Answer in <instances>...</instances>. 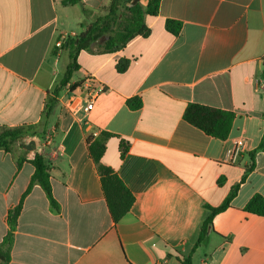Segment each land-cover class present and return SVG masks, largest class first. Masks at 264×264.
I'll list each match as a JSON object with an SVG mask.
<instances>
[{
  "label": "crops",
  "instance_id": "obj_1",
  "mask_svg": "<svg viewBox=\"0 0 264 264\" xmlns=\"http://www.w3.org/2000/svg\"><path fill=\"white\" fill-rule=\"evenodd\" d=\"M133 0H125L126 6ZM112 0H0V127L38 124L71 64V47L82 22L105 14ZM148 0H141L145 9ZM83 9L88 10L87 17ZM167 20L182 23L179 36ZM151 30L115 53L82 51L79 65L60 90H75L93 75L104 90L83 123L57 100L46 133L28 136L17 155L42 154L51 166L59 214L50 211L36 185L23 202L9 264H264V217L245 212L254 195L264 197V150L254 169L250 154L264 135V0H161ZM63 44V45H64ZM131 60L120 74L116 65ZM75 85H78L75 89ZM140 98L131 110L127 100ZM198 104L235 113L226 140L187 123L184 112ZM102 131V163L132 192L135 203L114 225L87 138ZM116 136V137H115ZM121 142L127 149L121 157ZM244 147L236 161V143ZM0 149V243L8 213L26 192L34 167ZM239 185L231 207L218 214L207 242L198 246L204 205L220 206Z\"/></svg>",
  "mask_w": 264,
  "mask_h": 264
},
{
  "label": "trees",
  "instance_id": "obj_2",
  "mask_svg": "<svg viewBox=\"0 0 264 264\" xmlns=\"http://www.w3.org/2000/svg\"><path fill=\"white\" fill-rule=\"evenodd\" d=\"M160 2L161 0H148L147 7L144 9L141 5V0H133L127 6L125 5V0H112L110 5L105 8L104 15L97 17L92 23L82 22V33L73 39H69L63 45V47L72 48L71 64L54 93L49 95L40 122L16 128L0 127V149L16 157L18 169L27 161L24 157L17 155L18 149L22 148V143L28 136L42 137L45 135L50 115L57 104L56 97L59 96L60 90L69 83L72 74L79 68L77 63L78 55L82 51H91L93 45L101 39H104V41L100 47L107 53H115L139 36L148 37L151 30L145 23V17L156 18L159 14ZM62 3L70 6H82V0H62ZM83 14L87 17L89 15L88 10L83 9ZM166 29L177 37L181 33L182 23L167 20ZM130 65L131 60L121 59L116 65V70L118 73L123 74L129 69ZM77 86L75 85L73 88L75 89ZM127 105L131 110H138L143 104L140 98H132L127 100ZM183 118L187 123L200 129L206 135L224 141L230 135L236 115L231 111L189 104ZM111 137H114V135L102 131L97 137L89 136L87 138V145L90 157L97 166L110 216L114 225H117L132 210L135 197L118 174L112 168L102 163L106 151V143ZM126 149V144L121 142V157L124 156ZM263 150L264 135L260 145L250 154L252 165L246 170L242 181H245L248 174L254 169L256 154ZM27 162L33 165L35 171L19 204L8 213L9 230L2 243H0V264H9L11 262V250L14 244L17 221L22 211L24 199L31 193L34 186L39 185L44 190L50 204V211L54 214H59L60 212V206L55 200L52 191L51 166L46 161V158L42 154L36 153ZM238 190L239 185L233 187L230 194L218 207L204 205L210 211V215L202 224L198 246L207 242L209 233L213 230L214 218L231 207V203L236 197ZM244 210L249 214L264 217V197L259 194L254 195ZM182 263L191 264V258L183 260Z\"/></svg>",
  "mask_w": 264,
  "mask_h": 264
},
{
  "label": "built area",
  "instance_id": "obj_3",
  "mask_svg": "<svg viewBox=\"0 0 264 264\" xmlns=\"http://www.w3.org/2000/svg\"><path fill=\"white\" fill-rule=\"evenodd\" d=\"M66 39L67 37H62L56 43V47L62 48ZM103 90L104 88L97 83L96 77L90 75L85 79L81 87L75 90L67 89L64 94L57 96L56 99L62 104L68 114L73 116L76 121L83 123L94 109L95 102ZM243 147L242 142L236 143L232 152L233 161H236L239 157Z\"/></svg>",
  "mask_w": 264,
  "mask_h": 264
},
{
  "label": "water",
  "instance_id": "obj_4",
  "mask_svg": "<svg viewBox=\"0 0 264 264\" xmlns=\"http://www.w3.org/2000/svg\"><path fill=\"white\" fill-rule=\"evenodd\" d=\"M103 40V39H102Z\"/></svg>",
  "mask_w": 264,
  "mask_h": 264
}]
</instances>
